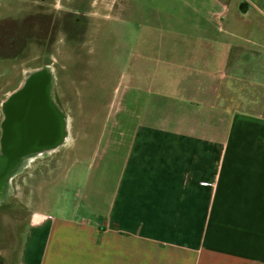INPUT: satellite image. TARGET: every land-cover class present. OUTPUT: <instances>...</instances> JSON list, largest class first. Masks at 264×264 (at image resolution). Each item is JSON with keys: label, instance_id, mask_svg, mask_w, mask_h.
Here are the masks:
<instances>
[{"label": "crops", "instance_id": "0c3cea01", "mask_svg": "<svg viewBox=\"0 0 264 264\" xmlns=\"http://www.w3.org/2000/svg\"><path fill=\"white\" fill-rule=\"evenodd\" d=\"M229 1L117 0V19L136 27L122 71L129 120L65 112L76 53L56 55L51 95L64 135L21 162L40 170L50 155L60 166L74 159V200L60 214H30L13 264H264V46L232 28L235 41L220 36ZM20 54L0 57L10 67L0 154L4 106L42 70L17 69ZM92 143L96 167L84 163Z\"/></svg>", "mask_w": 264, "mask_h": 264}, {"label": "rangeland", "instance_id": "374dc122", "mask_svg": "<svg viewBox=\"0 0 264 264\" xmlns=\"http://www.w3.org/2000/svg\"><path fill=\"white\" fill-rule=\"evenodd\" d=\"M191 1L207 7L211 4V0ZM90 2L0 0V57L22 52L15 62L17 69L42 68L51 72L54 81L56 55L73 51L76 54L67 64L71 68L65 72L67 80L63 83L68 89L62 99L65 112L76 117L108 115L111 122L124 116L129 120L133 111L126 99L128 90L122 81V71L136 27L132 21L123 24L117 19L120 16L117 0H103L106 2L103 8L96 5L91 8ZM227 3L221 20L227 32L220 36L235 41L228 32L232 28L238 36L264 46V0ZM93 17L97 20L91 21ZM3 59H0V95L5 91V76L1 74L10 69ZM101 124L104 123L98 122L90 129H101ZM88 146L90 156L84 163L96 167L101 162V150L93 143ZM70 148L68 145L62 152L69 155ZM59 158L60 154L47 156L40 170L36 166L26 169L29 163L23 161L15 166L4 183L0 197V264L20 260L33 211L60 214V208L74 200L75 161L65 156L60 166Z\"/></svg>", "mask_w": 264, "mask_h": 264}, {"label": "water", "instance_id": "95a60500", "mask_svg": "<svg viewBox=\"0 0 264 264\" xmlns=\"http://www.w3.org/2000/svg\"><path fill=\"white\" fill-rule=\"evenodd\" d=\"M52 74L32 73L4 106L0 188L14 165L29 152L53 146L63 138L62 114L52 95Z\"/></svg>", "mask_w": 264, "mask_h": 264}, {"label": "flooded vegetation", "instance_id": "af4514ba", "mask_svg": "<svg viewBox=\"0 0 264 264\" xmlns=\"http://www.w3.org/2000/svg\"><path fill=\"white\" fill-rule=\"evenodd\" d=\"M2 151H1V154H0V157L2 156ZM21 163V159L14 165V167L8 172V174L5 176L4 180H3V184L0 188V197H1V192H2V187H4V183L6 182V180L8 179L9 175L13 172L15 166L19 165Z\"/></svg>", "mask_w": 264, "mask_h": 264}]
</instances>
